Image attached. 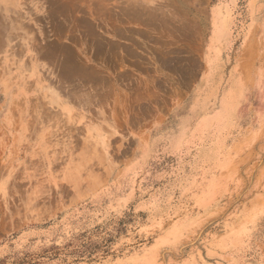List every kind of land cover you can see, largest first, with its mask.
I'll use <instances>...</instances> for the list:
<instances>
[{"label": "rangeland", "instance_id": "374dc122", "mask_svg": "<svg viewBox=\"0 0 264 264\" xmlns=\"http://www.w3.org/2000/svg\"><path fill=\"white\" fill-rule=\"evenodd\" d=\"M153 1L152 29L200 41L205 66L212 0ZM258 3L247 78L209 71L191 109L150 134L145 65L115 87L76 48L105 0H0V264H264ZM224 94L239 100L220 115Z\"/></svg>", "mask_w": 264, "mask_h": 264}, {"label": "crops", "instance_id": "0c3cea01", "mask_svg": "<svg viewBox=\"0 0 264 264\" xmlns=\"http://www.w3.org/2000/svg\"><path fill=\"white\" fill-rule=\"evenodd\" d=\"M105 2V10L99 7L102 4H97V12L91 14V28L76 32V38H80L76 48L81 49L82 59L86 56L84 50L89 48L91 67L106 69L109 77L112 75L115 87L124 84L116 80L124 78L126 71L136 64L145 65L153 79L149 84L152 92L148 113L143 116L151 121L145 133H163L168 119L184 116L200 95L209 71L212 78L221 70L224 73L230 69L233 77L241 82L252 69V54L258 52V0L211 1L205 66L200 41L188 39L181 33L175 39L170 37L164 41L163 30L152 29L147 13L152 0ZM153 2L156 7L157 0ZM168 62L174 65L171 70ZM161 76L163 80L158 81ZM114 101L119 102L120 98L117 96Z\"/></svg>", "mask_w": 264, "mask_h": 264}, {"label": "bare ground", "instance_id": "6f19581e", "mask_svg": "<svg viewBox=\"0 0 264 264\" xmlns=\"http://www.w3.org/2000/svg\"><path fill=\"white\" fill-rule=\"evenodd\" d=\"M237 100H239V99L238 98L236 99L235 95L233 96V98H229V96H225V94H224L222 101H221V103H223V105H222L221 110H220V115H224L228 112L229 102H230V104L234 105V104H237Z\"/></svg>", "mask_w": 264, "mask_h": 264}]
</instances>
